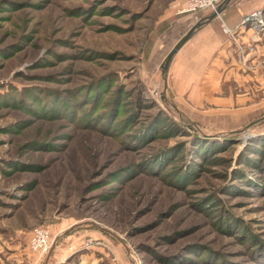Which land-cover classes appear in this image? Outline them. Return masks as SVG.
I'll list each match as a JSON object with an SVG mask.
<instances>
[{
  "label": "rangeland",
  "instance_id": "1",
  "mask_svg": "<svg viewBox=\"0 0 264 264\" xmlns=\"http://www.w3.org/2000/svg\"><path fill=\"white\" fill-rule=\"evenodd\" d=\"M185 2L0 0V264H264V4L216 16L240 69L179 90Z\"/></svg>",
  "mask_w": 264,
  "mask_h": 264
},
{
  "label": "crops",
  "instance_id": "2",
  "mask_svg": "<svg viewBox=\"0 0 264 264\" xmlns=\"http://www.w3.org/2000/svg\"><path fill=\"white\" fill-rule=\"evenodd\" d=\"M224 1L219 4L222 5L219 16L231 28L238 25L243 15L262 7L264 4V0L257 4H253L254 0H231L223 5ZM211 13V11L197 12L186 19L193 20L191 21L193 22L192 26ZM240 34L243 41L255 47L253 52L256 55L254 53L255 56L250 57L251 63L258 62L262 60L261 58L264 59V37L261 40H254L251 32L245 30L241 31ZM231 48L229 39L220 31L218 17L207 21L173 56L169 65V70H172L173 84L179 90H199L201 89V75L210 74L213 71L219 73L222 69L223 71L236 70L235 68L239 70L240 67L236 57L234 58L232 55ZM253 73L257 76L259 74L264 76V70H255ZM253 80L256 81V79Z\"/></svg>",
  "mask_w": 264,
  "mask_h": 264
},
{
  "label": "built area",
  "instance_id": "3",
  "mask_svg": "<svg viewBox=\"0 0 264 264\" xmlns=\"http://www.w3.org/2000/svg\"><path fill=\"white\" fill-rule=\"evenodd\" d=\"M224 0H186L184 7L179 10L178 13H190L195 11H211L213 12L216 7ZM220 24L224 31V33H233L235 29H228L224 23V21L220 18ZM262 13L260 11H255L248 15H245L241 20V25H248L252 30H254L255 35L258 38L260 35L264 33V24L261 22ZM240 27V26H239ZM263 32V33H262ZM259 39V38H258ZM254 51V50H253ZM247 53L245 54L246 57L248 56ZM49 232L47 228L44 227H37L34 228L29 239L28 247L30 251L38 257L43 254H46L49 250Z\"/></svg>",
  "mask_w": 264,
  "mask_h": 264
},
{
  "label": "water",
  "instance_id": "4",
  "mask_svg": "<svg viewBox=\"0 0 264 264\" xmlns=\"http://www.w3.org/2000/svg\"><path fill=\"white\" fill-rule=\"evenodd\" d=\"M231 0H225L223 2V5L225 3H228ZM221 7L222 5H218L216 7V9L207 17L200 19L198 22H196L194 25H192V27L186 32V34L184 36H182L177 43L170 49V51L168 52V54L166 55L163 63L160 66V73L164 74L166 73L168 66L173 58V56L177 53V51L180 49V47L190 39V37L194 34V32L199 29L204 23H206L207 21H211L212 19H214L221 11ZM154 94H156V87H154ZM161 101L162 103L167 105V101L165 100L164 94H161ZM104 230V229H102ZM106 231V230H105ZM53 250V247L50 249V251L47 253L46 258H45V262L44 264H46L51 252Z\"/></svg>",
  "mask_w": 264,
  "mask_h": 264
},
{
  "label": "bare ground",
  "instance_id": "5",
  "mask_svg": "<svg viewBox=\"0 0 264 264\" xmlns=\"http://www.w3.org/2000/svg\"><path fill=\"white\" fill-rule=\"evenodd\" d=\"M177 43V42H176Z\"/></svg>",
  "mask_w": 264,
  "mask_h": 264
}]
</instances>
